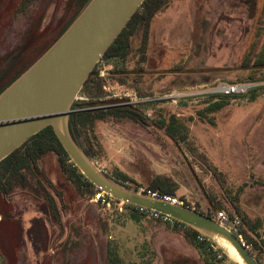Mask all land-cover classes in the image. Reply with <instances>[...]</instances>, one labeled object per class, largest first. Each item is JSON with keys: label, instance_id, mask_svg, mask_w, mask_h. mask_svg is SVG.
I'll return each instance as SVG.
<instances>
[{"label": "rangeland", "instance_id": "1", "mask_svg": "<svg viewBox=\"0 0 264 264\" xmlns=\"http://www.w3.org/2000/svg\"><path fill=\"white\" fill-rule=\"evenodd\" d=\"M166 1L154 19L160 18L158 35L152 23L144 67L158 78L153 94L145 97L154 99L145 112L150 126L100 122L103 150L91 161L114 182L126 175L127 188H149L157 179L172 182L176 199L204 213L215 214L206 193L220 194L219 184L230 196L243 188L247 224L241 231L250 244L257 240L251 222L264 217V0ZM76 9L71 0H0V74L26 56L41 57ZM116 66H99L103 100L131 102L136 91L108 75ZM223 84L251 88L226 98L215 93ZM221 100L228 104L208 111ZM161 114L186 121L190 141L207 162L166 136ZM41 169L61 193L59 201L51 191L60 221L50 218L43 195L16 191L10 198L13 244L0 264H108L110 257L118 264H217L211 245L190 246L183 232L164 222L135 221L125 209L108 211L91 202L92 196H80L60 173L55 155H47Z\"/></svg>", "mask_w": 264, "mask_h": 264}, {"label": "trees", "instance_id": "2", "mask_svg": "<svg viewBox=\"0 0 264 264\" xmlns=\"http://www.w3.org/2000/svg\"><path fill=\"white\" fill-rule=\"evenodd\" d=\"M90 1L91 0H71V3L76 4V12L69 23L61 29L57 38L69 28ZM166 4V0H145L142 3L85 82L80 95H85L86 100H76L73 104V112L69 118L70 134L90 160H94L103 150L97 132V126L100 122H107L109 120H131L141 126H150L147 114L145 113L150 105L149 102L129 104L120 100L110 103L103 100L104 80L100 77L99 66L102 62H105L107 65L118 63L119 66L110 70L108 75L116 79L122 85H128L129 88L134 89L139 98L151 96L158 78L153 77L151 73L144 68L147 64L146 55L148 51L149 32L157 14L164 9ZM35 57L36 55L26 56V59L23 61L17 64L13 63L10 67L2 71L0 74V94L22 75L40 56L37 58ZM14 67H16L14 73L7 79ZM260 67L264 68V65ZM223 97L230 98L231 96ZM226 104H228V102L224 100L214 102L209 106L208 111L215 113ZM160 117V128L164 130L166 136L172 142L178 146H185L193 157H200L202 161L204 160L207 162L208 157L201 153L190 141V128L185 120L177 118L176 115L166 117L161 114ZM49 154L55 155L60 173L65 178V181L69 182L80 196L91 197L99 191L70 161L68 154L51 127H47L38 134L32 136L21 147L0 162V212L3 217L0 223L1 259L7 258V249L13 244L12 235L14 232L10 224L12 210L10 198L16 191L20 190L43 195L50 218L56 222L60 221L59 208L51 191L54 190L56 196L60 199L59 201H62L61 193L57 192L54 185L45 177L41 169V162ZM121 177L122 180L119 177H114V179L117 183L125 185L129 178L126 175H122ZM31 180H34V186L31 185ZM219 186L221 190L220 194L215 195L206 193L211 209L216 212L225 211L229 215H236L242 220L243 224H247L245 218L242 217L245 214L240 204V196L243 193V188H239L233 193V196H230L229 191L227 192L223 185L219 184ZM139 187L141 186L132 188L138 190ZM177 189L176 184L157 179L145 190L146 192L149 190L158 192L163 196L175 198ZM184 205L203 215L214 217V213L210 210L204 213L186 203ZM125 210L131 213L132 219L135 221H140V219L143 218V215L136 210V206L127 205ZM232 211H234L235 214ZM178 223L186 226L184 230L175 229L185 234L184 238L190 246L200 244L205 250L208 248V245L211 244V242H198L197 236L199 232L183 223ZM250 230L257 240L255 242L253 240V242L249 244L245 233H242V238L258 262L264 264V217L260 220L258 219L251 222ZM108 264L118 263L116 259L110 257Z\"/></svg>", "mask_w": 264, "mask_h": 264}, {"label": "water", "instance_id": "3", "mask_svg": "<svg viewBox=\"0 0 264 264\" xmlns=\"http://www.w3.org/2000/svg\"><path fill=\"white\" fill-rule=\"evenodd\" d=\"M144 1L91 0L56 42L0 94V162L51 127L70 161L96 189L123 203L169 216L213 243L224 242L243 264H260L243 240L212 217L114 182L70 134L72 107L85 82Z\"/></svg>", "mask_w": 264, "mask_h": 264}, {"label": "built area", "instance_id": "4", "mask_svg": "<svg viewBox=\"0 0 264 264\" xmlns=\"http://www.w3.org/2000/svg\"><path fill=\"white\" fill-rule=\"evenodd\" d=\"M103 76H104L103 73L100 74V77H103ZM249 88H251V86H249L247 84L246 85L223 84V85L219 86V88L215 91V93L230 97V96L246 93ZM135 98L136 99L131 100V102H126V103L137 104V103H147V102L154 101V99H150V98H138V97H135ZM81 99L83 100L84 98H81ZM76 100H80V97L78 96ZM131 189L135 190L134 188H131ZM145 189L146 188L139 187L138 190H135V191L138 193H142V194H146V195L155 197V198L164 199V200L169 201V202L176 204V205L185 206L184 205L185 202L182 200H178V199L172 198L170 196H163V195H160L158 192H152L149 190L146 192ZM91 202H94L98 205H101L105 210H108V211L116 210L120 213L124 211V209L126 208L127 205H129V204L123 203L122 201H119V200L111 197L108 194H105L101 190H99V192H96L95 194L92 195ZM136 210L139 211L143 215L144 218H147L149 220L161 221V222H164V223L170 225L173 228H178V229H182V230L186 229V226L179 224L178 221L172 219L169 216L161 215L157 212L149 211V210L143 209L141 207H137V206H136ZM213 216H214L213 219L215 221L220 223L222 226H224L229 231H231L233 234L238 236L241 240H243L242 231H241L243 223H242V220L238 216H236V215L230 216L225 211H217V212H215V214H213ZM1 221H2V214L0 213V222ZM197 240L200 243L211 242L205 235H203L201 233H199V235L197 236ZM210 245H211V249L214 252V257H215L216 263L217 264H229L224 252H222L221 250H218L215 246H213V242H211Z\"/></svg>", "mask_w": 264, "mask_h": 264}, {"label": "bare ground", "instance_id": "5", "mask_svg": "<svg viewBox=\"0 0 264 264\" xmlns=\"http://www.w3.org/2000/svg\"><path fill=\"white\" fill-rule=\"evenodd\" d=\"M218 244L226 250V252L229 254V256L234 260L236 264H243L242 260L240 259V257L238 256V254L235 252L234 249H232L222 241H218Z\"/></svg>", "mask_w": 264, "mask_h": 264}, {"label": "crops", "instance_id": "6", "mask_svg": "<svg viewBox=\"0 0 264 264\" xmlns=\"http://www.w3.org/2000/svg\"><path fill=\"white\" fill-rule=\"evenodd\" d=\"M157 19H158V20H156V21L154 20V21H155V25H154V26H155V29H156V34H155V35H158V34H159L158 29L161 27V26H160V22H159L160 18L158 17ZM154 21H153V22H154ZM155 37H156V36H155Z\"/></svg>", "mask_w": 264, "mask_h": 264}]
</instances>
